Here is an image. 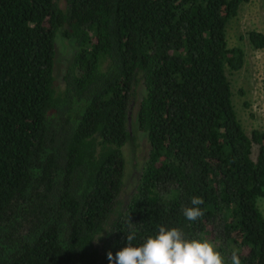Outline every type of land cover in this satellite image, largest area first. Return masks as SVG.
Masks as SVG:
<instances>
[{
	"label": "trees",
	"instance_id": "1",
	"mask_svg": "<svg viewBox=\"0 0 264 264\" xmlns=\"http://www.w3.org/2000/svg\"><path fill=\"white\" fill-rule=\"evenodd\" d=\"M60 1L0 0V264H110L130 230L139 246L160 226L264 264V122L243 129L226 76L243 49L225 27L246 0ZM58 33L72 50L56 78ZM137 81L148 147L116 209Z\"/></svg>",
	"mask_w": 264,
	"mask_h": 264
},
{
	"label": "rangeland",
	"instance_id": "2",
	"mask_svg": "<svg viewBox=\"0 0 264 264\" xmlns=\"http://www.w3.org/2000/svg\"><path fill=\"white\" fill-rule=\"evenodd\" d=\"M250 29L264 34V0L241 2L236 14L229 19L225 27L227 45H239L243 49L241 66L236 70L226 71V76L230 84L231 100L236 116L247 132L252 128H260L264 122V45L258 48L250 45L247 39V31ZM71 50L72 42L58 33L55 37L54 73L56 78H59ZM133 90L134 94L128 107L129 137L121 145L122 187L114 204L116 209L122 208L129 199L148 147L145 135L137 129L134 120L136 101L142 92L140 81L136 82ZM256 204L264 215V197H258ZM113 216L115 212L111 214V217ZM103 234L104 232L96 240L99 247Z\"/></svg>",
	"mask_w": 264,
	"mask_h": 264
},
{
	"label": "clouds",
	"instance_id": "3",
	"mask_svg": "<svg viewBox=\"0 0 264 264\" xmlns=\"http://www.w3.org/2000/svg\"><path fill=\"white\" fill-rule=\"evenodd\" d=\"M203 204L202 197H192V207L184 208V217L193 222L202 218L204 211L200 206ZM135 238V231L130 230L127 246L116 252L115 256L111 251L107 253L110 264H225L224 257L212 242L187 239L177 227L160 226L155 235L148 236L139 246L132 244ZM231 264H241L237 249L231 253Z\"/></svg>",
	"mask_w": 264,
	"mask_h": 264
},
{
	"label": "water",
	"instance_id": "4",
	"mask_svg": "<svg viewBox=\"0 0 264 264\" xmlns=\"http://www.w3.org/2000/svg\"><path fill=\"white\" fill-rule=\"evenodd\" d=\"M127 118H128V114H127Z\"/></svg>",
	"mask_w": 264,
	"mask_h": 264
}]
</instances>
